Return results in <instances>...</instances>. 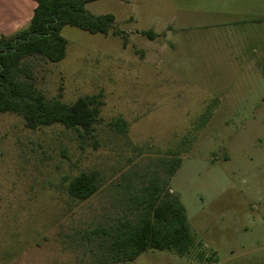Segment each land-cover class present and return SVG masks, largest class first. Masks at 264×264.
Segmentation results:
<instances>
[{
  "label": "rangeland",
  "instance_id": "obj_1",
  "mask_svg": "<svg viewBox=\"0 0 264 264\" xmlns=\"http://www.w3.org/2000/svg\"><path fill=\"white\" fill-rule=\"evenodd\" d=\"M86 10L113 15L127 44L65 26L61 61L28 60L46 99L98 96L99 122L89 138L0 113V264H112L110 236L135 220L170 152L181 166L168 188L195 245L127 264H264V0H96ZM88 172L97 191L71 198L69 183Z\"/></svg>",
  "mask_w": 264,
  "mask_h": 264
},
{
  "label": "trees",
  "instance_id": "obj_2",
  "mask_svg": "<svg viewBox=\"0 0 264 264\" xmlns=\"http://www.w3.org/2000/svg\"><path fill=\"white\" fill-rule=\"evenodd\" d=\"M32 18L22 29L9 36H0V113L20 116L30 130L60 125L92 137L99 122L101 102L98 96H84L66 104L59 99H46L33 84L29 59L43 58L51 63L65 56L66 40L61 36L65 26L89 34L111 33L127 44V32L115 25L111 14L94 15L86 5L96 0H32ZM142 35L153 38L152 32ZM212 108L203 118L199 130L210 120ZM111 126L124 131L125 123L117 120ZM161 161V176L152 177L137 200L134 221L124 220L110 236L107 260L112 264L133 262L147 250L169 251L184 256L195 245L185 209L170 192L168 184L181 166V159L170 152ZM98 189L95 172L81 173L68 185L71 198L84 201Z\"/></svg>",
  "mask_w": 264,
  "mask_h": 264
},
{
  "label": "crops",
  "instance_id": "obj_3",
  "mask_svg": "<svg viewBox=\"0 0 264 264\" xmlns=\"http://www.w3.org/2000/svg\"><path fill=\"white\" fill-rule=\"evenodd\" d=\"M34 8L32 0H0V36H9L24 28Z\"/></svg>",
  "mask_w": 264,
  "mask_h": 264
}]
</instances>
